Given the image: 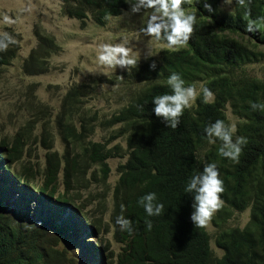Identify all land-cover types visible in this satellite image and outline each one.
<instances>
[{
    "label": "trees",
    "instance_id": "obj_1",
    "mask_svg": "<svg viewBox=\"0 0 264 264\" xmlns=\"http://www.w3.org/2000/svg\"><path fill=\"white\" fill-rule=\"evenodd\" d=\"M62 2L63 14L83 27L89 18L104 26L109 18L127 8L128 0ZM208 3L212 13L202 3L187 0L184 7L197 15L192 36L186 45L162 51L156 71L150 70L152 62H146L128 72L126 81L133 89L125 104L98 124L116 127L104 142L91 140L95 113L88 116L79 108L89 94L87 84L69 89L52 124L41 123L40 141L46 150L42 169L24 164L22 158L30 140L27 132L34 128L33 120L27 121L11 140L0 139L4 147L0 151V169L32 185L48 200L75 206L93 237L101 234L103 226L105 231L109 224L112 226L113 240L120 244V252L113 257L104 247L107 264H264V110L251 107L253 103L264 104V78L246 71L248 65L264 61V51L259 50L264 47V24L259 25L257 33L244 31L250 19L264 16V0H253L251 16L235 3L231 14L221 13V0ZM38 36L40 43L31 51L25 70L45 69L46 59L58 49L51 38ZM13 56L12 48L0 52V67L8 65ZM173 72L181 75L186 86L201 84V88L207 86L214 93L205 102L199 92L194 105L184 110L176 129L166 127L152 111L155 96L171 94L167 78ZM227 105L239 119L233 139H247L238 162L222 157V142L209 143L204 132L217 120L229 126ZM35 108L33 105L32 110ZM51 129L64 144L61 155L52 151ZM116 139L125 142L123 155L118 145L109 147ZM116 157L127 158L117 167L109 223L103 224L100 217L106 215L108 207L103 197L95 195L105 192L110 172L107 160ZM209 163L217 165L225 189L221 194L223 207L211 218L217 228L214 244L222 252L220 257L213 254L204 226L193 225V198L185 191L189 179ZM15 165L17 168L11 167ZM92 185L100 190L83 198L81 192L89 191ZM151 192L164 205L159 216H147L138 203ZM90 202L95 204L94 215L100 217L85 211L84 204ZM247 210L249 221L243 229L226 226L234 212ZM121 215L132 221L133 233L121 231L116 225ZM149 220L151 230L146 224ZM27 224L15 215L0 213V264H62L68 260L66 250L61 249L57 238L49 237L43 224Z\"/></svg>",
    "mask_w": 264,
    "mask_h": 264
},
{
    "label": "rangeland",
    "instance_id": "obj_2",
    "mask_svg": "<svg viewBox=\"0 0 264 264\" xmlns=\"http://www.w3.org/2000/svg\"><path fill=\"white\" fill-rule=\"evenodd\" d=\"M62 7V0H0V32L8 31L17 40L16 44L9 47L14 50V56L9 59L8 65L0 67V139L11 140L27 121L33 120L34 128L27 132L30 140L22 158L24 164L29 163L41 169L46 155V150L40 141L41 123L48 121L52 124L69 89L75 85H89V94L82 99L79 108L86 111L88 116L95 113V121L91 122L94 124L91 140L104 142L116 127L104 128L98 124L109 119L125 104L126 97L133 89V85L126 81L128 72L146 62L158 63L162 51L178 48H168L163 42L145 36L141 29L147 23L148 14H132L129 0L127 8L119 16L109 18L104 26L96 25L89 18L82 27L78 20L64 15ZM219 8L221 13H233V4H228L225 0H221ZM5 16L14 19L16 23H5ZM38 35L51 38L58 49L53 50L46 59L43 64L45 69L25 70L24 65L31 51L40 43ZM105 43H122L130 50V55L136 63L130 66L129 71L100 65L97 60L98 51ZM259 50L264 51V47H259ZM246 71L253 77L264 78V61L248 65ZM196 88L199 93L201 84ZM33 105H36L34 110H32ZM193 105L194 102L191 107ZM225 114L229 126L236 127L239 119L232 113L229 105L226 106ZM51 131L52 151L61 155L64 144L58 133L53 129ZM32 139H35L34 142ZM115 145L120 147V154L123 155L126 150L123 139H116L109 144V147ZM3 149L0 144V151ZM126 158L116 157L107 160L110 172L108 183L104 188L105 192L101 191L98 196L95 195V198H104L106 208L108 207L106 215L102 217L98 214L94 215L95 204L92 202L84 204L85 211L100 217L103 224L109 223L108 215L112 210L110 194L118 178L117 167L123 164ZM11 167L17 168L16 165ZM4 174H6L4 178L15 193L17 179L8 170H5ZM98 190H100L98 187L92 185L89 191L81 192V196L84 198L89 192L96 193ZM27 193L29 194L28 191ZM30 197L38 199V206L44 205L42 210L37 211V205L29 200L19 201L10 206H14V214L17 213L15 215L25 223L38 227L43 223L49 232V237L57 238L61 249L66 250L68 259L62 264H107L104 247L106 253H111L113 257L120 252V244L113 240V228L110 224L108 231H105L103 226L101 234H96L94 237L88 226H84L85 229L81 230H84V233L77 234L65 226L68 216L76 212L75 206L53 205L56 209L53 211L49 209L50 206L45 209L49 201L38 192L34 191V196L30 195ZM59 213L63 214L62 217ZM249 215L248 210L242 213L234 212L226 222V226L243 229L249 221ZM37 216L47 218L48 221H35L33 217ZM204 228L210 235V248L213 254L220 257L222 252L214 244L217 228L213 225L212 219Z\"/></svg>",
    "mask_w": 264,
    "mask_h": 264
},
{
    "label": "clouds",
    "instance_id": "obj_3",
    "mask_svg": "<svg viewBox=\"0 0 264 264\" xmlns=\"http://www.w3.org/2000/svg\"><path fill=\"white\" fill-rule=\"evenodd\" d=\"M225 2L228 4L235 3L240 8H244L248 16H251L253 0H225ZM186 3L187 0H129L132 14H148L147 23L141 29L142 33L145 36L154 38L157 42H163L168 48L184 46L192 36L197 22V15L186 10L184 7ZM196 3H202L207 12H213L212 5L208 3V0H196ZM4 22L10 24L16 23L14 19L8 16L4 17ZM260 24H264V16L258 17L255 20L250 19L244 31L248 34L257 33ZM16 43V38L10 32H0V52L6 51L11 45ZM97 60L100 65L127 71L130 70V66L136 63L135 59L130 55V50L122 43L102 44L99 47ZM156 69L157 64L155 62L151 63L150 70L156 71ZM167 84L171 89V94L155 96L152 101V111L166 127L176 129L180 124V118L184 110L191 107L192 102L196 100L199 93L194 85L186 86L184 79L176 72L169 75ZM200 93H202L205 102L214 96V93L207 86L202 87ZM251 107L253 110H264V104L253 103ZM234 131L235 127L227 126L223 120H217L204 129L209 143L214 144L217 140L222 142L219 150L222 157L238 162L243 146L247 144V139L245 137H237L234 140ZM0 171V178H2V181H0V213L7 215L17 214L13 212L14 206L10 205H15L19 201L24 202L25 200H29L37 205V211L38 209L42 210L41 208L44 205L38 206V199L30 197V195L34 196L35 191L32 185H25L15 180L17 189H15L16 192L14 193L7 179L4 178V175H6L4 174L5 169H0ZM224 190V181L220 178V172L215 163L206 164L202 172H198L189 179L185 191L191 194L193 198V211L190 219L194 226L203 227L207 225L214 214L223 207L224 201L221 198V194ZM38 193L46 201H49L45 209L50 206L49 209L56 211L53 205H67L59 204L55 200H48L41 192ZM138 203L149 217L159 216L164 208V205L158 202L155 192L144 195L139 199ZM69 206L70 204L66 207ZM58 210L60 211L61 209ZM62 215V213H59L60 217ZM19 219L22 220L21 218ZM33 219L39 222L48 221L47 218L44 219L38 216L36 218L33 217ZM115 223L121 231H126L129 234L134 231L132 221L123 215L117 217ZM24 224L26 223L24 222ZM146 224L147 228L151 230L152 222L149 220L146 221ZM65 226L70 230H74L77 234H82L84 230H81L85 229L84 226L86 224L82 221L76 210V212L68 216ZM89 229L92 232L90 227ZM91 235L93 236V232Z\"/></svg>",
    "mask_w": 264,
    "mask_h": 264
},
{
    "label": "bare ground",
    "instance_id": "obj_4",
    "mask_svg": "<svg viewBox=\"0 0 264 264\" xmlns=\"http://www.w3.org/2000/svg\"><path fill=\"white\" fill-rule=\"evenodd\" d=\"M78 228V227H77Z\"/></svg>",
    "mask_w": 264,
    "mask_h": 264
}]
</instances>
